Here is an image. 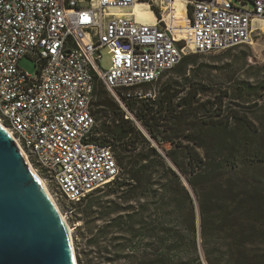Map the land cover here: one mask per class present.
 <instances>
[{
    "label": "built area",
    "instance_id": "2783aa9c",
    "mask_svg": "<svg viewBox=\"0 0 264 264\" xmlns=\"http://www.w3.org/2000/svg\"><path fill=\"white\" fill-rule=\"evenodd\" d=\"M137 1L0 0V114L69 202L121 175L112 147L92 139L101 86L139 127L130 103L155 101L156 83L184 57L251 45L263 31L264 0H186L184 35L164 19L172 0L154 23L136 19Z\"/></svg>",
    "mask_w": 264,
    "mask_h": 264
},
{
    "label": "trees",
    "instance_id": "16d2710c",
    "mask_svg": "<svg viewBox=\"0 0 264 264\" xmlns=\"http://www.w3.org/2000/svg\"><path fill=\"white\" fill-rule=\"evenodd\" d=\"M179 65L173 69L177 73ZM202 88L167 82L155 101L130 103L154 141L125 118L103 86L96 93L92 112L101 124L94 130L99 136L92 139L111 146L121 168L119 178L107 186L116 185L122 200L114 203L111 211L116 216L109 226L133 237L146 228L149 240L139 264H195L196 244L195 240L187 244L188 236L198 233L200 227L205 239L216 220L219 232L234 228L232 221L239 210L246 213L242 225L255 226V209L249 206L248 194L256 181L243 177L246 152H252L250 130L245 125H230L229 120L237 122L238 117L231 109H224V96L219 97L220 102L201 99L199 95L205 93ZM250 156L248 165L253 168L258 159ZM170 206L173 209L168 211ZM124 246H118L117 259L130 264ZM210 260L208 264H212Z\"/></svg>",
    "mask_w": 264,
    "mask_h": 264
},
{
    "label": "rangeland",
    "instance_id": "374dc122",
    "mask_svg": "<svg viewBox=\"0 0 264 264\" xmlns=\"http://www.w3.org/2000/svg\"><path fill=\"white\" fill-rule=\"evenodd\" d=\"M231 1L239 5L238 0ZM108 64L109 56L105 54L103 65ZM19 66L30 75L34 76L37 72L36 63L29 57L22 58ZM179 66L180 73L169 71L156 83L158 95L163 84L178 81L181 84L203 86L205 93L199 95L201 99L213 102L216 98V101L220 102L219 97L224 96V109H231L238 117L237 122H233L231 118L230 125H245L250 130L248 142L252 145V152H246L243 177H253L256 181L255 189L248 194L254 196V199L249 198V206L255 209V226L250 229L242 225V217L246 213L239 210L232 221L236 225L234 228L228 227L219 232L216 230L219 220H216L212 222L209 235L204 239L199 227L198 233L189 235L186 239L187 244L195 240L196 250H193V256L198 260L195 264H208V259H211L212 264H264V30L255 33L251 45L222 52L192 53ZM92 110H95V107ZM0 118L5 123L1 114ZM100 124L101 122L97 121V129ZM139 127L154 141L142 125ZM98 136L94 132L93 138ZM25 149L73 229L78 264H125L124 260L117 259L118 246L121 244L125 245L123 252L125 255L129 254L130 264H139L143 260L144 245L149 240L145 234L146 228L133 237L131 233H123L109 226L116 216V213L111 211L114 203H122L118 198L120 192L116 185L106 187L81 202H69L30 150L26 147ZM251 154L256 155L258 159L253 168L248 165ZM144 202L145 199H142L141 203ZM167 209L171 211L173 208L170 206ZM211 214L218 213L211 211ZM174 217L173 215L172 218ZM144 221L148 223L149 219L145 218ZM248 230L252 232L249 233ZM125 236L126 240H121Z\"/></svg>",
    "mask_w": 264,
    "mask_h": 264
},
{
    "label": "water",
    "instance_id": "95a60500",
    "mask_svg": "<svg viewBox=\"0 0 264 264\" xmlns=\"http://www.w3.org/2000/svg\"><path fill=\"white\" fill-rule=\"evenodd\" d=\"M0 264H78L72 228L1 125Z\"/></svg>",
    "mask_w": 264,
    "mask_h": 264
},
{
    "label": "bare ground",
    "instance_id": "6f19581e",
    "mask_svg": "<svg viewBox=\"0 0 264 264\" xmlns=\"http://www.w3.org/2000/svg\"><path fill=\"white\" fill-rule=\"evenodd\" d=\"M162 0H138L135 5L132 7V11L136 17V19L139 22L142 23H154L157 20V13L160 11L162 7ZM166 7L167 11H163L164 19L166 22L170 24H174L177 32L179 34L184 35L182 32V28L184 27L186 18H187V11H186V0H172L170 3H163V7ZM153 7V8H152ZM264 30V25L262 27ZM0 125L2 128L10 135V137L13 139V141L16 143V145L19 147L21 152L23 153L24 157L26 158L30 168L35 173V175L39 178L40 182L42 183L44 189L50 196V198L53 200L54 204L56 205L59 214L62 216V218L67 222L69 225V222L67 221V218L65 217L64 213L60 209L53 193L51 192L47 182L45 179L41 176V174L38 172L37 168L34 166L27 150L23 146L20 139L17 137V135L12 131L11 128H9L0 118ZM70 226V225H69ZM71 227V226H70ZM72 228V227H71ZM73 231V229H72ZM77 257V255H76ZM78 263V262H77Z\"/></svg>",
    "mask_w": 264,
    "mask_h": 264
}]
</instances>
